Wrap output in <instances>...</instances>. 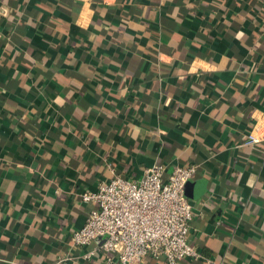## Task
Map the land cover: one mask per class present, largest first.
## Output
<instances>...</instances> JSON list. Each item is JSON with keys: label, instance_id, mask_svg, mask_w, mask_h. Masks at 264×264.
<instances>
[{"label": "crops", "instance_id": "crops-1", "mask_svg": "<svg viewBox=\"0 0 264 264\" xmlns=\"http://www.w3.org/2000/svg\"><path fill=\"white\" fill-rule=\"evenodd\" d=\"M154 163L195 166L176 264H264L263 0H0V264H105L80 194Z\"/></svg>", "mask_w": 264, "mask_h": 264}, {"label": "built area", "instance_id": "built-area-1", "mask_svg": "<svg viewBox=\"0 0 264 264\" xmlns=\"http://www.w3.org/2000/svg\"><path fill=\"white\" fill-rule=\"evenodd\" d=\"M264 7V0H263ZM259 142L252 131L243 142ZM195 166L174 165L168 174L162 163L143 170L137 180L118 176L101 181L80 200L93 203L82 225L70 232L74 246L94 243L83 257L101 253L105 264H139L146 257H163L166 264L200 253L187 240L191 207L184 186ZM101 237L100 243L95 239Z\"/></svg>", "mask_w": 264, "mask_h": 264}, {"label": "water", "instance_id": "water-1", "mask_svg": "<svg viewBox=\"0 0 264 264\" xmlns=\"http://www.w3.org/2000/svg\"><path fill=\"white\" fill-rule=\"evenodd\" d=\"M101 240H102V238L101 237H98V238L95 239V242L96 243H100Z\"/></svg>", "mask_w": 264, "mask_h": 264}]
</instances>
